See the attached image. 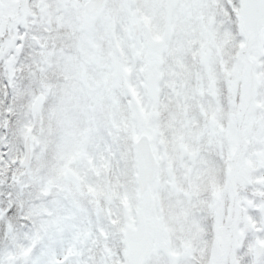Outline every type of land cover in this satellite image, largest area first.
<instances>
[{
	"label": "snow or ice",
	"instance_id": "1",
	"mask_svg": "<svg viewBox=\"0 0 264 264\" xmlns=\"http://www.w3.org/2000/svg\"><path fill=\"white\" fill-rule=\"evenodd\" d=\"M0 264H264V0H0Z\"/></svg>",
	"mask_w": 264,
	"mask_h": 264
}]
</instances>
